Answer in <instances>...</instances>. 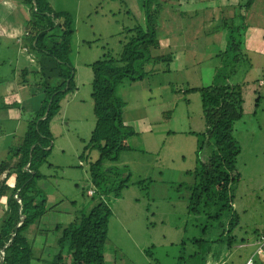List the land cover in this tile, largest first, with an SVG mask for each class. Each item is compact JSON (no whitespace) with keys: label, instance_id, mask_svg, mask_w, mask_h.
Segmentation results:
<instances>
[{"label":"rangeland","instance_id":"obj_1","mask_svg":"<svg viewBox=\"0 0 264 264\" xmlns=\"http://www.w3.org/2000/svg\"><path fill=\"white\" fill-rule=\"evenodd\" d=\"M141 1L53 0L56 9L71 16L75 28L70 58L75 90L60 102L58 113L50 122L53 148L46 159L50 166L46 168L44 165L41 169L44 175H48L45 180L51 181L57 190L58 200H62L57 206L62 211L67 207L74 208L69 202L72 200L76 210L86 204L88 198L84 193L91 188L87 165L96 158V154L92 151L87 160L79 159L95 122L90 99L92 72L89 65L105 53L113 55L118 52L121 28L131 27L134 19H138ZM188 1L187 5L182 4L176 10L166 7L162 12L160 47L152 55L171 54L169 70L159 64L153 68L158 71L155 74L138 82L124 81L117 87V96L124 103L123 122L134 132L125 140L128 151L120 156L117 165H126L131 173V182L141 183L121 191L119 198L111 197L106 201L111 217L107 226L104 264H175L178 257L185 258L192 253L191 247L195 246L191 245V239L197 237L198 227L187 225L189 217L185 199L176 185L185 180L186 171L195 167L197 138L189 133H202L204 121L199 93L185 91L215 83L217 63L200 64L199 60L222 50L221 23L223 18H231V14L223 12L229 0H203L206 4L198 6L194 5V0ZM6 5L12 7L8 1ZM181 9L187 14L194 9L199 10L198 19L205 21L207 29L215 27L214 36L202 35L203 30L200 29L192 37L194 33L190 26H199L200 20L187 24L183 20L186 18L181 19L178 15ZM12 12L8 23H20V14L27 17V8L16 6ZM1 26L6 30L9 28L3 23ZM181 32L182 40L177 37ZM262 32L264 34V29ZM258 38L261 40L262 34L259 33ZM193 51L196 63L190 66ZM247 58L250 60L249 54ZM260 74L258 72L257 77ZM6 76L11 74L8 72ZM253 77L254 72H251L236 75L234 80L241 82L243 79L248 84L244 86L245 81L241 83L243 115L233 124L232 131L240 147L235 162L239 180L231 190L233 208L238 217L233 235L238 239H250L254 229L264 227V87L260 84L264 76L256 82ZM28 78L32 80L33 76ZM37 84H32L30 93H26L29 88L22 89L20 101L28 109L26 115L37 108L38 101L44 96L41 87H34ZM91 192L88 191L87 195ZM4 211L5 199L0 200V219ZM33 229L31 227L30 231ZM214 233L207 232L204 237L209 238ZM249 244L235 245L222 261L225 264H242L252 253L253 247ZM43 259L49 257L44 255ZM255 261V264H264V256L256 257ZM65 262H70L69 256L65 257ZM31 264L42 263L35 261ZM184 264H188L187 259Z\"/></svg>","mask_w":264,"mask_h":264},{"label":"trees","instance_id":"obj_2","mask_svg":"<svg viewBox=\"0 0 264 264\" xmlns=\"http://www.w3.org/2000/svg\"><path fill=\"white\" fill-rule=\"evenodd\" d=\"M17 1L27 8L28 18H21L22 28L27 32L24 43L36 56L38 70L32 72V76L38 84L34 87H41L44 96L38 111L28 120L21 145L17 150L8 149L5 159L0 162V198L5 197V211L0 219V264H31L35 261L42 264H104L111 217L106 201L111 197L119 198L121 191L141 183L131 182L126 165H117L120 156L128 151L123 146L125 139L134 134L123 122L124 103L117 96V87L124 81L138 82L155 74L157 71L153 68L159 64L169 70L171 54L152 55L159 48L162 12L166 7L176 10L189 1L142 0L138 19H134L131 27L121 28L118 52L105 53L89 65L95 122L79 159L87 160L92 151L96 154L87 165L92 192L87 195L89 190H85L88 202L78 210L75 202L69 201L75 208V215L64 227L56 223L52 229L48 228L47 214L54 206L46 207L45 193L36 185L39 180L48 178L41 169L44 165L50 166L46 160L51 153V147L46 150L52 137L50 122L58 113L60 102L75 90L74 68L70 62L73 19L67 13L57 11L53 0ZM253 1L238 3L235 15L228 18L230 21L223 18L224 42L222 50L215 54L219 59L215 83L185 91L199 93L204 121L202 133H191L197 138L195 167L186 171L185 180L176 185L185 199L187 225L198 227L197 237L191 239V245H195L191 247L193 252L185 257L188 264H225L222 261L225 254L235 245L249 241L233 235L238 217L231 190L239 180L235 162L240 153L232 134L233 124L243 115L242 86L234 80L236 75L245 74L251 67L239 38L244 31L242 21ZM178 12L180 18L199 15L197 9L191 14L183 9ZM235 18L242 19L236 26ZM27 74L26 69L20 71L23 82L27 81ZM12 174L13 183L9 188L7 181ZM34 226L31 235L30 229ZM263 230L254 229L252 236ZM207 232L214 234L205 238ZM44 255L49 259H43ZM66 256L70 257V262H65ZM185 258L178 257L175 264H184Z\"/></svg>","mask_w":264,"mask_h":264},{"label":"crops","instance_id":"obj_3","mask_svg":"<svg viewBox=\"0 0 264 264\" xmlns=\"http://www.w3.org/2000/svg\"><path fill=\"white\" fill-rule=\"evenodd\" d=\"M7 1H8V4H12V7H10V5H6ZM241 1H244V0H235L234 3L233 1L229 0L227 2L228 4L223 9L224 11L223 10L222 11L223 12L229 11L231 14L230 16L231 17L234 16L235 11H236L235 8L238 7L237 4L238 3L240 4ZM203 2H204L203 0H194V5L198 6V4L200 3L201 5L206 4L205 2L204 3ZM184 4L187 5L188 2ZM16 6H20L21 8H26L23 5H20L17 0H0V60H1L0 61V162L5 159L8 149L17 150L18 147L21 145L22 138L27 128L28 120L30 119V117L34 115V113L38 111L40 102L42 100L41 98L40 101H38L37 103L38 106L37 108L35 107L36 108L35 110H30L28 115L25 114V111H27L28 109L24 107L23 103L20 101L23 96V92H24V90L22 89L26 87V89L29 88L26 91V93L31 92L32 84L36 83V80L32 81L33 79H35L34 76L32 80H29L28 77L32 76V72L37 71L38 67H37L36 56H34L26 48V45L24 43L27 32L26 31L24 32L22 28L23 24L21 23V18L27 19L28 12H27V17H24V15L21 16L20 14V16L18 17L20 23H17V22L8 23L7 22L10 15L13 13L12 12L13 9L15 10ZM56 10L60 11L58 9ZM245 15H246V18H244L243 21L241 18H235L234 26L238 25V23H240L241 21H242V24H244V31H242V35L239 39L241 40L243 44V48L245 52L250 55L249 61L251 65V67L248 70L249 72L247 71L245 75L250 74L251 72H254L253 78H255L254 81L256 82L259 80V78H261V76H264V34L262 32V29H264V0H254L251 3L250 8L248 9ZM198 17H200V11H199ZM198 17L191 16L190 18H186V19L181 18L184 21H186L187 24L190 23L191 25L193 24L192 21H195V19L197 21L200 20L199 26L196 24L193 27L190 26L191 27L190 31L194 33V34H191L192 37L196 35L197 33H199L200 29L203 30L202 35L208 34V35L214 36L213 28L215 27L212 28L211 26H209V28L207 29V24L205 23V21H203L202 18L198 19ZM2 23L9 26V28L7 30L3 29L1 26ZM73 27H74V23H73ZM249 31L251 32L248 33ZM74 32H75V28H74ZM182 33L183 32H181L180 34H177V37L180 40H182ZM259 33L262 34L261 40H259L258 38ZM196 38L197 36L195 37L194 41H196ZM222 38H223V35H222ZM159 47H160V44H159ZM192 49L195 50V47ZM194 53L195 52L193 51L190 55V56H193V61H191L190 66H194V64L196 63L195 61L196 54L194 55ZM216 53L217 51L215 53H211L210 54L211 56L205 55L201 60H199V63L200 64L201 63L213 64L216 62L217 63L216 68H218L219 59L215 56ZM9 62H10L11 67L9 66ZM1 67L3 69H1ZM23 69H26L27 72L29 73L26 76L27 81L25 82H23L24 80H22L21 77L19 76L20 71ZM8 72L11 74L10 77L6 76V73ZM258 72L261 73L259 77H257ZM243 81L245 80L242 79L241 82H237V83L241 85ZM243 83H244V86L248 85V84H245L247 83V81ZM242 88L243 87H241L242 99H243ZM242 108H243V104H242ZM50 126L51 125H49V127ZM49 130L51 133V127L49 128ZM194 134H197V133H194ZM123 146L124 148H127L125 141L123 143ZM50 147L51 149L53 148V140L52 142H50V146L47 147L46 150L49 149ZM12 183H13V174L7 181V186L11 188ZM36 186L37 188L41 189L45 193L46 200H47L46 207L54 206L48 212L49 214H47L48 228L52 229L56 223H61L62 227H64L68 222H70L72 216L75 215V212L73 213V210L75 209L72 207L71 209L67 207L66 211H62L57 208V206L62 202V200L61 199L58 200L57 195H56L57 190L54 189L51 181L41 179L37 182ZM51 189L53 191H51ZM87 190L90 191L92 189L87 188ZM48 195H50V197H48ZM4 199H5L4 196L0 198V200L2 201H4ZM57 200L58 202H56ZM64 218H67V220H64ZM263 229L264 227L259 229L258 231H261ZM33 230L35 231V226ZM34 231H30V232L33 233ZM256 236L254 237L251 236V238L248 241L250 243L249 245L253 247V250L250 256H248L246 259L250 258L254 253L253 241ZM55 240L56 238H54V242ZM256 257L257 256H255L254 258ZM246 259L243 261L242 264H244Z\"/></svg>","mask_w":264,"mask_h":264},{"label":"built area","instance_id":"obj_4","mask_svg":"<svg viewBox=\"0 0 264 264\" xmlns=\"http://www.w3.org/2000/svg\"><path fill=\"white\" fill-rule=\"evenodd\" d=\"M264 78V77H263ZM261 86H264V79L261 81ZM254 253L253 255L246 259L244 264H255V256H263L264 255V230L260 232L253 241Z\"/></svg>","mask_w":264,"mask_h":264},{"label":"water","instance_id":"obj_5","mask_svg":"<svg viewBox=\"0 0 264 264\" xmlns=\"http://www.w3.org/2000/svg\"><path fill=\"white\" fill-rule=\"evenodd\" d=\"M46 114V113H45Z\"/></svg>","mask_w":264,"mask_h":264}]
</instances>
